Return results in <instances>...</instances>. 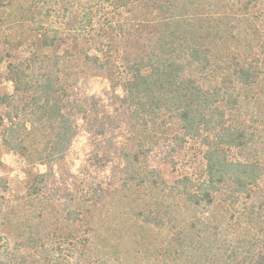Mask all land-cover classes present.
Returning <instances> with one entry per match:
<instances>
[{
  "label": "trees",
  "instance_id": "obj_1",
  "mask_svg": "<svg viewBox=\"0 0 264 264\" xmlns=\"http://www.w3.org/2000/svg\"><path fill=\"white\" fill-rule=\"evenodd\" d=\"M38 1L27 11L34 25L20 39L12 37L6 40L8 46L0 47L10 57L5 68L13 88V94L0 95V104L12 109L0 115V153L1 146L23 156L36 150L27 147L32 134L28 116L50 130L49 141L37 153L40 161L62 156L75 135L64 83L52 72L37 76L28 67L40 60L42 48L54 50V57L48 58L56 67L61 47L65 56L72 54L67 35L47 25L49 17L61 12L66 17L64 26L81 29L85 36L74 47L93 45L99 53L88 54L86 48L84 59L102 68L109 79L119 78L132 118L145 126L158 125L161 133L163 119L169 118L178 128L175 144L187 150L199 142L200 159L197 173H181L172 183L157 169L135 172L136 184L145 188L138 198L144 202L125 248L107 251L95 245L96 250L89 252L91 240L62 228L50 242L56 244L51 249L43 243L41 232L31 228L20 240L14 239L16 252L8 253L14 257L11 264H27L29 254L39 257L34 264H90L91 259L94 264H264V113L250 112L261 123L260 131L240 121L248 94L264 79V70L236 62L230 75L220 74L215 63L219 53L211 39L219 25L204 14V5L212 0H72L77 5L74 10L63 3L59 11L48 0ZM221 1L236 6L233 0ZM5 5L0 0V8ZM139 5L144 9L150 5L154 16L145 10L150 16L138 17L136 31L125 38L135 54L115 68L117 61L111 60L109 48L123 32H118L113 18ZM105 6L122 13L96 17ZM29 38L32 48L24 63L18 55L22 40ZM125 157L133 168L137 155ZM43 177L27 171L26 194L32 200L41 197ZM4 186L0 178V188ZM64 208L67 223L81 221L82 209L72 202H65ZM8 248L0 245L2 255Z\"/></svg>",
  "mask_w": 264,
  "mask_h": 264
},
{
  "label": "rangeland",
  "instance_id": "obj_2",
  "mask_svg": "<svg viewBox=\"0 0 264 264\" xmlns=\"http://www.w3.org/2000/svg\"><path fill=\"white\" fill-rule=\"evenodd\" d=\"M69 1L70 4L66 0H48L47 3L59 8L56 11L62 8L63 3L74 10L76 3ZM233 1L236 6L232 8L227 3L222 5L220 2H224L221 0H212L211 4H205V9L203 8L205 16L211 18L209 21L219 25L215 29L216 34L212 33L214 30L210 32L215 34L211 39L215 40L213 45L219 53L215 63L224 76L231 74L236 62L258 65L264 70V0ZM33 2L34 0H4L6 5L0 8V47L8 46L6 40L10 41L12 37L20 39L34 25L27 13ZM217 3L219 4L216 5ZM84 6L88 9L90 4L87 2ZM148 7L151 9L150 5ZM149 9L139 5L131 12L124 11L123 16L113 18L118 32H123L119 34L117 43L109 48L111 60L117 61L115 68L120 66L122 60L135 54L134 46L125 38L129 32L132 34L136 31L138 17H149L147 12L154 16ZM102 10L97 12L96 17L102 19L107 12L122 13L114 12L110 6H105ZM48 20L50 22L47 25L51 29L55 28L67 35L72 44V54L65 56L64 47H61L57 54L60 62L56 67L53 60L48 58L54 57V50L42 48L40 60L28 67L37 76L52 72L64 83L66 106L76 130L63 155L53 161H40L37 155L44 143L49 141L51 134L50 130L40 126L32 116L26 117L27 128L32 132L27 140V147L30 151L36 149L34 152L23 156L1 146L0 178L5 181V186L0 188V245L9 248L3 255L0 249V264L13 262L12 254L16 252L13 247L14 239L20 240V235H26L24 232L31 228L41 232L38 234L43 237V243L49 244L51 249L56 244L50 242L57 238L56 234L62 228L69 229L78 237L91 240L94 244L88 245L89 252L96 250L95 245L105 246L103 249L107 251L109 248H125L126 241L132 237V225H135L133 219L144 202L138 198H142L145 188L136 184L135 172L157 169L168 183H172L181 173H197L196 164L200 159L197 147L199 142L195 147L191 144V148L187 150L175 144L173 136L178 128L169 118L162 121L163 133L156 124L145 126L132 118L123 101L124 92L119 78L109 79L102 68L84 59L82 52L86 48L88 54H99L95 47L88 44L74 47L85 37L81 35L82 30L65 27L66 17L61 12L59 16L55 13ZM32 40H22L23 45L18 55L21 62L27 63L25 58L29 56ZM0 51V95H11L13 88L7 81L5 68L6 60L10 57L2 48ZM252 90L248 94L244 107L246 110L242 111L244 116L240 121L260 131L261 123L254 121L250 112L261 110L260 113H264V79ZM18 104L22 105V102L18 100ZM7 110L12 113L11 108L0 104V115L4 116ZM20 118L24 120L23 116ZM14 120L20 121L16 117ZM262 130L261 140L264 141V129ZM128 153L137 155L133 168L127 163L125 154ZM27 171L44 175L41 197L35 200L26 194ZM34 201L39 203L33 205ZM65 202H72L78 210H83L81 221L67 223L70 221L66 217ZM147 232L148 230L145 231ZM54 236L56 237L53 238ZM10 252L12 254L9 256ZM34 258L39 259L38 256L29 254L27 264H34ZM93 260L89 261L90 264H94Z\"/></svg>",
  "mask_w": 264,
  "mask_h": 264
}]
</instances>
